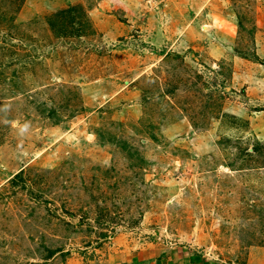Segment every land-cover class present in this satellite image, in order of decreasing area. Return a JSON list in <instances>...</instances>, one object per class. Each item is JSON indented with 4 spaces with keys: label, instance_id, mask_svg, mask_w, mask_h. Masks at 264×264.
Instances as JSON below:
<instances>
[{
    "label": "rangeland",
    "instance_id": "rangeland-1",
    "mask_svg": "<svg viewBox=\"0 0 264 264\" xmlns=\"http://www.w3.org/2000/svg\"><path fill=\"white\" fill-rule=\"evenodd\" d=\"M150 246L264 264V0H0V264Z\"/></svg>",
    "mask_w": 264,
    "mask_h": 264
},
{
    "label": "crops",
    "instance_id": "crops-1",
    "mask_svg": "<svg viewBox=\"0 0 264 264\" xmlns=\"http://www.w3.org/2000/svg\"><path fill=\"white\" fill-rule=\"evenodd\" d=\"M138 249L123 258L124 264H216L205 254L184 252L177 247L150 246Z\"/></svg>",
    "mask_w": 264,
    "mask_h": 264
}]
</instances>
